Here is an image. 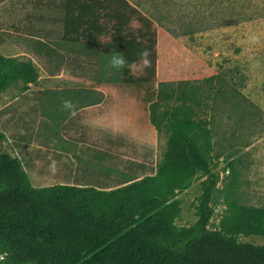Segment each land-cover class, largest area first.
<instances>
[{
  "label": "rangeland",
  "instance_id": "rangeland-1",
  "mask_svg": "<svg viewBox=\"0 0 264 264\" xmlns=\"http://www.w3.org/2000/svg\"><path fill=\"white\" fill-rule=\"evenodd\" d=\"M16 1L20 6L10 17L0 11V44L4 43L0 53L31 61L38 77L27 84L11 82L5 89V99L12 101L2 110L8 115L10 133L0 148L18 157L17 148L29 138L26 130L36 126L34 135L42 142L51 134H85L83 129L73 128L72 132L68 125H57L58 132L51 130L40 115V93L59 87L101 89L122 107L125 120L123 128H118V143L109 146L116 153L109 154L107 184L117 185L125 176L153 175L171 132L151 123L149 106L137 84V79L149 76V65L139 59L132 62L128 72H120L119 78L109 70L106 78L102 70L108 67L101 56L111 43L110 33L93 34L91 40L80 33L66 39L65 0ZM127 1L135 11L122 35L145 41L147 31L155 34L150 51L155 75L149 84L177 87L184 83L185 91L195 90L202 102L197 112L207 120L212 133L208 158L218 176L209 227L218 226L226 199L264 207V0ZM99 23L112 26L103 17ZM253 36L258 38L256 42ZM26 89L30 92L22 94ZM29 102L34 105L25 118L24 103ZM204 179L203 174H197L176 194L180 206L177 225L195 223ZM238 239L264 244V237L258 235H239Z\"/></svg>",
  "mask_w": 264,
  "mask_h": 264
},
{
  "label": "trees",
  "instance_id": "trees-1",
  "mask_svg": "<svg viewBox=\"0 0 264 264\" xmlns=\"http://www.w3.org/2000/svg\"><path fill=\"white\" fill-rule=\"evenodd\" d=\"M63 8L64 38L80 33L91 40L93 34L110 33L111 43L101 56L108 67L102 70L106 78L108 70L114 78L122 72L109 64L112 49L134 62L155 45V34L149 31L145 41L122 35L135 11L127 0H65ZM101 17L112 26L100 24ZM149 58V76L137 84L151 123L171 132L155 173L125 176L110 190L65 184L34 187L20 158L0 148V264H264V244L238 239L264 237V207L226 199L218 226L209 227L218 176L208 158L212 133L197 112L202 102L195 90L185 91L184 83L151 86L154 54ZM37 77L31 61L0 55V92L11 82L27 84ZM49 95L43 94L41 115L55 123L50 113L66 109L48 106ZM5 139L0 131V145ZM199 173L205 179L197 219L179 226L176 194Z\"/></svg>",
  "mask_w": 264,
  "mask_h": 264
},
{
  "label": "crops",
  "instance_id": "crops-1",
  "mask_svg": "<svg viewBox=\"0 0 264 264\" xmlns=\"http://www.w3.org/2000/svg\"><path fill=\"white\" fill-rule=\"evenodd\" d=\"M16 3H18L16 0H0V11L4 12L3 15L10 17L12 10L20 6ZM3 44H0V48ZM0 55L8 56L4 53ZM29 92L30 89H26L22 91V94ZM44 92H50L48 106L50 103L52 109L55 107L66 109L50 113L55 123L41 115ZM5 93L6 90L0 93V131L7 138L10 133L7 130L10 123L7 124L8 115L2 110L12 101L5 99ZM33 105L34 103L30 102L24 103L25 118H27V111L32 110ZM39 109L40 115L52 126L51 130L55 129V132H58L57 125L60 128L68 125L72 128V132L73 128L78 131L83 129L85 134L70 136L51 134L44 136V142H42L34 135L37 126L26 130L29 138L22 141L17 149L20 152L18 157L31 185L44 187L65 184L78 187L91 186L98 190L116 188L118 184L114 186L107 184V175L109 154L116 153L110 151L109 146L118 143L117 138L120 136L118 128H123L122 125L125 122L121 114L123 109L118 102L115 99L109 100L108 93L101 89L59 87L46 89L40 93ZM90 123L96 127L89 125ZM109 128H113V131H109ZM21 132L24 133L25 130ZM32 134L35 137L32 138ZM14 149H16L15 146Z\"/></svg>",
  "mask_w": 264,
  "mask_h": 264
},
{
  "label": "clouds",
  "instance_id": "clouds-1",
  "mask_svg": "<svg viewBox=\"0 0 264 264\" xmlns=\"http://www.w3.org/2000/svg\"><path fill=\"white\" fill-rule=\"evenodd\" d=\"M251 39L253 42H256L258 38L256 36H253V37H251ZM108 55L110 57V59H109L110 66L113 69H115L116 71H123L126 68L131 69L132 62L129 61L125 57L123 52L112 49L111 53ZM139 56H140L141 60L144 61L146 66H148L150 64V61L148 60V57L150 56V52L147 49L141 51ZM65 103H67V102H65Z\"/></svg>",
  "mask_w": 264,
  "mask_h": 264
}]
</instances>
